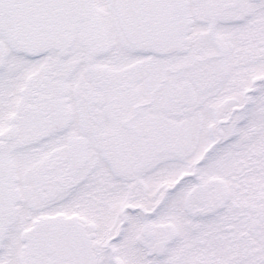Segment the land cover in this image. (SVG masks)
<instances>
[{
	"label": "snow or ice",
	"instance_id": "obj_1",
	"mask_svg": "<svg viewBox=\"0 0 264 264\" xmlns=\"http://www.w3.org/2000/svg\"><path fill=\"white\" fill-rule=\"evenodd\" d=\"M0 264H264V0H0Z\"/></svg>",
	"mask_w": 264,
	"mask_h": 264
}]
</instances>
